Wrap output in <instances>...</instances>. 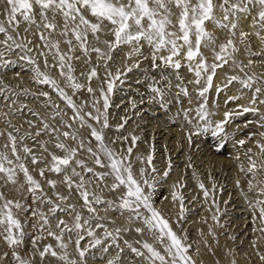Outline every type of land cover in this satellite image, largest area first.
I'll return each mask as SVG.
<instances>
[{
	"label": "snow or ice",
	"instance_id": "1",
	"mask_svg": "<svg viewBox=\"0 0 264 264\" xmlns=\"http://www.w3.org/2000/svg\"><path fill=\"white\" fill-rule=\"evenodd\" d=\"M217 11L221 13L219 18ZM3 16L4 20H0V35L3 36V39H0V49H2L0 50V67L6 68L15 63L6 56L17 54L18 60L24 61L30 67L34 81L50 87L64 102L67 109L71 110V116L65 119L67 113L62 111L59 105L51 103L50 106L54 111L49 117L51 120L59 117V125L71 131H61L60 127L53 126L48 119L40 117L39 113L32 112L31 114L38 117L40 121V127H37L36 132L23 135L7 132L6 142L0 146L3 149L0 150V180H3L5 186L8 184L15 186L16 191L21 194L20 198L10 199L0 192V239L12 250L11 256L16 264H34L32 258L20 252L29 224L34 232L39 233L32 239V256L38 254L41 261L50 256L62 264H78L77 260L70 258L67 251L69 243L65 242V235L71 240V235L76 233L75 251L80 264L86 262V253L89 248L102 243L101 239L95 236L92 227L93 221L100 219L96 215L97 209L94 205L108 203L111 206V202L103 201L95 191H89L92 179L85 180L84 174H92L96 181L112 177L111 191H116L121 186L125 188L119 198L118 207L128 211L130 219L142 221L145 228L154 236L153 243L137 241L141 245L140 249L128 245L136 257L143 258L145 264H195L187 254L190 247L184 243L187 236L180 237L172 229L168 218L154 206L153 191L159 180L154 175L158 170L153 164V155L148 154L146 159L137 157L147 165L139 169L140 179L138 180L133 173L131 162V155L138 137H131V145L124 152H118L111 146L116 143L115 140L111 144L106 141L104 130L110 127L108 120L110 97L119 85L125 83L128 73L140 68L141 57L143 60L149 59L143 53V49L147 46L152 71L160 70L158 80L154 76L147 75V72L145 74L146 86L153 94L151 101L159 102L162 107H166V93L173 85L169 75L165 74V70L171 69L174 73H178L181 68H187L193 77L189 83L202 85L196 90L202 102L195 111L203 124L197 123L195 125L197 132L192 134L210 132L214 137L226 136L224 126L228 123L231 113L226 112L223 120L212 121L206 106V94L213 87L217 69L224 67L229 61L236 63L234 53L237 48L231 37L239 28L241 19L249 22L254 29L251 34L256 35L264 43V35H261V32H264V0H4ZM21 23L27 25L24 28V35L20 33ZM208 23L214 25L215 29L227 30L229 37L217 44L218 37L213 30L208 29ZM29 32L38 37L40 44H33L27 36ZM249 35L250 33L240 30V41L243 42ZM108 36L112 39H107ZM62 43L66 45V49L61 48ZM123 46L130 48L125 60H131L133 53L136 54L137 59L131 65L124 64L123 68L118 67L113 72L109 65L114 60V53ZM37 49H39L37 56L43 59V69L36 57L32 55ZM205 50L212 53L211 63L205 55ZM77 51L81 55H75ZM93 54L97 63L89 67L86 74L80 73L81 77L86 78L87 84H85L75 74V62L80 61L82 56L84 62L90 64ZM251 54L260 55L261 53ZM49 57L52 59L51 65ZM251 63L252 61L249 60V64ZM101 66L105 70L103 79H100L98 71ZM53 68L63 79V85L51 75L50 69ZM94 79L100 81L97 88L92 87ZM176 79L179 80L180 77L177 75ZM257 79L254 76L247 79L232 76L228 79V84L239 81L244 88H253ZM260 82L264 84V80ZM136 83L141 81L138 80ZM5 87L3 82H0V93L5 91ZM175 87L179 88L183 95L189 96L187 88L182 84H177ZM67 89H71L72 95H69ZM82 90L87 91L91 100L78 104L73 97ZM216 91H221L219 86H216ZM261 92V87L254 88L249 106H240L243 113L259 111L255 105H264V99H259ZM24 94L36 95L27 89L24 90ZM12 95L17 94L12 92ZM39 95L50 101L48 92L42 91ZM236 99L239 97H228V100ZM135 106V102H132V107L135 108ZM26 107L21 105V109ZM7 115V113L4 114L5 117ZM184 117L188 120L187 109L184 111ZM123 120L124 123L118 125V128L124 127L127 117ZM27 123L30 127H36L31 121ZM189 123H191L190 120ZM258 123L264 127V114L261 115V121ZM77 124L79 128H86L89 131L87 146L85 137L75 128ZM9 126L19 133V128L11 125L10 121ZM44 134L50 137L49 141L37 140ZM3 135L5 133H0V136ZM259 135L264 138V132ZM190 137L191 134L189 135L191 142ZM27 138L33 139L47 157H38L33 149L24 143ZM69 140L74 142L73 145L67 143ZM91 140L96 142L95 147L91 145ZM49 143L57 151H50ZM238 143L244 145L245 141L240 140ZM257 147L264 153V143L258 142ZM81 151H87L92 157V162L107 171L95 173L94 169L88 167L79 157ZM29 158L32 165L44 164V167L39 169L41 178H45L46 171L61 175L63 177L61 183L69 192L73 189L78 192L83 201V207L89 215L83 216L76 210V205L68 203L69 195L56 191L58 187L56 180H46L48 188L53 190L49 195L44 190V185L31 174L26 163ZM248 160L249 167L246 172L255 177L257 165L251 156H248ZM77 168H81L83 172L77 171ZM170 168L169 164L168 169L163 172L164 178L169 175ZM241 171L245 169L241 167ZM74 177H78V180L73 179ZM258 183L264 184V180ZM248 186L249 190L255 187L252 180L248 181ZM198 187L207 200L210 196L209 190L203 183H199ZM215 187L213 183V189ZM178 188H183V185L173 186L171 198L173 202H178L177 218L183 219L186 211L185 197L177 191ZM25 191L31 203L23 199ZM258 192L259 195L264 196V187H260ZM249 203L258 211L261 224L264 225V199H256ZM213 204L219 211L214 198ZM44 208L47 211H44ZM58 213L71 216V222L59 218ZM212 219L218 222L219 216L214 214ZM53 220H55L54 225ZM103 227L98 222L95 224V228ZM127 230L117 228L115 233L118 235L121 231ZM136 231L143 233L141 228H137ZM260 231L264 232V227ZM45 233L57 242L56 248L59 252L51 244L44 245L42 249L37 247V240L44 239ZM85 236L93 239L88 247H81ZM104 236L106 241L112 238V244H115L113 232L105 229ZM157 243L160 244L163 252L155 247ZM112 244L104 251H109ZM125 244L127 245L128 242L125 241ZM7 255L6 252L0 256V261H3ZM120 259L121 256L117 254L115 259L108 260L107 264H118ZM260 259L264 260V255H260Z\"/></svg>",
	"mask_w": 264,
	"mask_h": 264
},
{
	"label": "rangeland",
	"instance_id": "2",
	"mask_svg": "<svg viewBox=\"0 0 264 264\" xmlns=\"http://www.w3.org/2000/svg\"><path fill=\"white\" fill-rule=\"evenodd\" d=\"M3 7L4 0H0V20H4ZM209 24L208 29L213 30L218 37L217 44L224 42L229 37L227 30L215 29L214 25ZM25 27L27 25L21 23V35L25 34ZM240 30L244 31L243 28L239 27L235 35L231 37L237 48L234 53L236 63L229 61L224 67L217 69L214 79L216 75L220 74V79L223 82L221 86H217L220 87L221 91L217 92L216 87H211L206 94V106L211 114L209 118L212 121L223 120L226 112L231 113L228 123L224 126L226 136L214 137L210 132L192 134L197 132L195 128L197 123L203 124V121H199L195 111L202 102V98L197 95L196 90L202 85L189 83L193 77L187 68H181L178 73H174L171 69L165 70V74L169 75L173 85L166 93V107H162L159 102L151 101L153 94L146 86L145 74L147 72V75L154 76L158 80L160 70L152 71L147 46L143 49V53L149 59L143 60V57H141L140 68L128 73L125 83L119 85L110 97V107L108 109L110 127L104 130L106 141L111 144L115 140L116 143L111 144V146L118 152H124L131 145V137H138L131 155L133 173L138 180L140 179L139 169L147 167V165L138 160L137 157L146 159L148 154L153 155V164L158 170L154 175L159 180L153 191L154 206L168 218L172 229L180 237L187 236L184 241L186 245L190 246L187 254L195 264H233V262L234 264H264V260L260 259V255H264V232L260 231L264 225L261 224L258 211L251 207L249 203L254 202L256 199H264V196L259 195L258 192L260 187H264V184L258 183L264 180V153L257 147L258 142L264 143V138L259 135V133L264 132V127H261L258 123L261 121V115L264 114V105H255L259 108L256 113H243L240 107L249 106L255 87L262 88L259 99H264V84L260 82L264 80V61L263 65L262 63L259 64L261 60H264V43L257 37L260 43L257 45L258 48L253 50L251 43L255 41L256 35L251 34L253 31L247 28V33H250V35L241 42L239 38ZM261 35H264V32H261ZM27 36L33 41L34 45L40 44L38 37L33 35L32 32L27 33ZM57 38L59 39V37ZM106 38L112 39L111 36ZM0 39H3L2 35H0ZM60 46L62 49H66V45L63 43ZM37 51L39 49L34 51L32 55L36 57L37 62L43 69V59L37 56ZM129 51V47L123 46L114 53V60L109 65L113 72L118 67L123 68L124 64L131 65L137 59L136 54L133 53L131 60H125V56ZM251 53L261 54L253 55ZM75 55L81 54L77 51ZM205 55L211 63L213 60L212 53L205 50ZM6 58L15 61V63L6 68L0 67V82H3V85L6 86L5 91L0 93V133H5V135L0 136V146L5 144L7 132H12L13 135L34 134L36 132L37 127H40V121L38 117L31 114L32 112L39 113L40 117L48 119L50 124L60 127L61 131H71V129L59 125V117L56 120L49 119L54 111L50 106L51 103L59 105L60 109L67 113L65 119L71 116V110L67 109L57 94L47 85L36 83L30 67L24 61L18 60L17 54L7 55ZM249 60L252 61L251 64H249ZM51 63L52 59L49 57V64L51 65ZM96 63L94 54L91 57L90 64L85 63L84 57L81 56V60L75 62L76 76L87 84L86 78L81 77L80 73L84 72L86 74L89 67ZM256 64L259 65L255 66ZM98 71L100 79H103L105 75L104 68L101 66ZM50 72L63 85L64 81L59 76L58 71L53 68L50 69ZM177 75L180 77L179 80L176 79ZM232 76H239L241 79L254 76L258 79L253 84V88H244L239 81L228 84V79ZM138 80L141 83H136ZM99 82L98 79H94L92 87L97 88ZM177 84L186 87L189 96L183 95L180 89L175 87ZM225 85L227 86L225 87ZM25 89L36 95L24 94ZM42 91L49 93L50 101L48 98L39 95ZM67 91L69 95H72L71 89H67ZM224 91H228V94H223ZM12 92L17 95H12ZM96 95L98 96L99 93L97 92ZM246 95L248 100L245 99ZM230 96H236L239 99L243 97L244 100L242 99V103L239 104L237 102L239 99H236L235 102L228 100ZM73 98L78 104L85 100H91L86 90L80 91ZM132 102H135V108L132 107ZM21 105L27 107L21 109ZM185 109L188 110V120L184 117ZM5 113L8 114L6 117L4 116ZM219 113L221 114L220 117L217 116ZM125 117H127V122L124 127L118 128V125L124 123L123 118ZM189 120L191 123H189ZM9 121L15 128H19V133H16L14 128L9 126ZM27 121H31L36 127H30ZM75 128L85 137L87 146L89 143L88 129H81L78 124L75 125ZM190 134L191 142L189 140ZM125 137L128 139L125 140ZM37 140L49 141L50 137L44 134L38 137ZM240 140H244L245 144L240 145L238 143ZM24 143L31 147L38 157H47V154L42 153L33 139L27 138ZM67 143L73 145L74 142L69 140ZM95 144L96 142L91 140L93 147H95ZM48 147L50 151H57L52 148L51 143L48 144ZM0 150H3L2 147H0ZM58 154L62 155L60 152ZM248 156H251L257 165L255 177L246 172L249 167ZM79 157L85 161L88 167L93 168L95 173L107 171L105 168L96 166L87 151H81ZM26 163L31 174L44 185V190L49 195L53 190L48 188L46 180H56L58 183L56 191L69 195L68 203L76 205V210L81 212L83 216L87 217L89 215L83 207V201L80 199L78 192L75 189L69 192L65 185L61 183L63 180L61 175L46 171L45 178H41L39 169L44 167V164L32 165L30 158ZM169 164L171 165L169 175L164 178L163 172L168 169ZM241 167L245 171H241ZM77 171L83 172L81 168H77ZM84 175L85 180L92 179L89 191H95L103 201L111 202V206L108 203L94 205L97 209L96 215L100 219L98 221L94 220L92 227L95 236L100 238L102 243L89 248L84 264H107V261L115 259L117 254L121 256L118 264H145L143 258L136 257L128 245L140 249L141 245L137 241L153 243L154 236L145 228L142 221L130 219V213L118 207L119 198L124 193L125 188L121 186L116 191H111L112 177H105L102 181H96L92 174ZM73 179L78 180V177ZM249 180H252L255 185L251 190L248 186ZM237 181H239V184H237ZM199 183H203L205 188L209 190L210 196L207 200L198 187ZM213 183L216 185L214 189ZM176 184L183 185V188L177 189L185 197L186 211L183 219L177 218L179 214L178 202H173L171 198L173 186ZM0 192H3L10 199L20 198L21 195L16 191L15 186L11 184L5 186L3 180H0ZM213 198L219 211L213 204ZM23 199L31 203L26 191L23 193ZM41 207L43 208V206ZM43 210L47 211L46 208ZM214 214L219 216L218 222L212 219ZM58 217L69 222L72 219L71 216L64 213H58ZM97 222L104 227L95 228ZM52 223L54 225L55 220ZM117 228L128 230L121 231L117 235L115 233ZM137 228L143 229V233H137ZM105 229L113 232L115 244H112V238L105 240ZM37 235L39 233L34 232L31 224H29L26 228L24 245L20 249L21 254L32 258L34 264H62V262L50 256L44 261L40 260L38 254L32 256V239ZM64 239L65 242L69 243L67 251L70 258L77 260L80 264L75 251L76 233L71 235V240L67 235ZM92 239V237L85 236V239L81 242V247H88ZM125 241L128 242L127 245ZM46 244L53 245L55 250L59 252V249L56 248L57 242L45 233L44 239L37 240V247L42 249ZM110 244L112 246L109 251H104ZM155 247L163 252L160 244H155ZM121 250L123 251L121 252ZM11 251L0 239V256H3L6 252L8 253L3 261H0V264H16L15 259L11 256Z\"/></svg>",
	"mask_w": 264,
	"mask_h": 264
},
{
	"label": "bare ground",
	"instance_id": "3",
	"mask_svg": "<svg viewBox=\"0 0 264 264\" xmlns=\"http://www.w3.org/2000/svg\"><path fill=\"white\" fill-rule=\"evenodd\" d=\"M218 12V11H217ZM221 16V13L219 12V14L217 15V17L219 18ZM210 26V24L208 23V25H207V27H209ZM240 28H243L244 29V31L248 28L249 30H251V31H253L254 32V29L249 25V22L248 21H245L244 19H241V21H240V26H239ZM218 31H220V30H218ZM245 32H247V30L245 31ZM217 34H219V33H217ZM255 41H253V43H251V46L253 47V50H256L257 48H258V46L257 45H259V43H260V40L257 38V36H255ZM263 61L264 60H261V62H259V64L260 63H262V65H263ZM259 64H256L255 66H257V65H259ZM257 68V67H256ZM254 69V68H253ZM255 70V69H254ZM256 71V70H255ZM255 73V72H254ZM222 80L220 79V74H218V75H216V77H215V79L213 80V87H216L217 85H222ZM202 84H203V81H202ZM223 94H228V91H224V93ZM232 94V93H231ZM242 99L244 100V98L243 97H241V99H239V101H237L239 104H241L242 102ZM245 99L246 100H248V96L246 95L245 96ZM186 101V100H185ZM184 101V102H185ZM233 102H235V100H233ZM187 104V103H186ZM189 105V104H188ZM220 112V111H219ZM217 116L218 117H220L221 116V114L219 113V114H217Z\"/></svg>",
	"mask_w": 264,
	"mask_h": 264
}]
</instances>
